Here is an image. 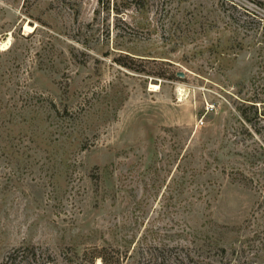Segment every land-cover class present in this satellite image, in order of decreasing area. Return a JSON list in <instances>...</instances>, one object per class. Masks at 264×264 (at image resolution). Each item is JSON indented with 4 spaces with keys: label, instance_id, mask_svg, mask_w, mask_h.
<instances>
[{
    "label": "rangeland",
    "instance_id": "1",
    "mask_svg": "<svg viewBox=\"0 0 264 264\" xmlns=\"http://www.w3.org/2000/svg\"><path fill=\"white\" fill-rule=\"evenodd\" d=\"M0 264H264V0H0Z\"/></svg>",
    "mask_w": 264,
    "mask_h": 264
},
{
    "label": "trees",
    "instance_id": "2",
    "mask_svg": "<svg viewBox=\"0 0 264 264\" xmlns=\"http://www.w3.org/2000/svg\"><path fill=\"white\" fill-rule=\"evenodd\" d=\"M124 64H125V63H124ZM127 65H129V64H127ZM159 75H163V74L159 73Z\"/></svg>",
    "mask_w": 264,
    "mask_h": 264
}]
</instances>
